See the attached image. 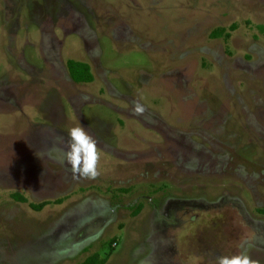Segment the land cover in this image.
Wrapping results in <instances>:
<instances>
[{"label":"rangeland","instance_id":"rangeland-1","mask_svg":"<svg viewBox=\"0 0 264 264\" xmlns=\"http://www.w3.org/2000/svg\"><path fill=\"white\" fill-rule=\"evenodd\" d=\"M76 126L94 180L65 161ZM242 243L264 264V0H0V264H215Z\"/></svg>","mask_w":264,"mask_h":264},{"label":"clouds","instance_id":"clouds-1","mask_svg":"<svg viewBox=\"0 0 264 264\" xmlns=\"http://www.w3.org/2000/svg\"><path fill=\"white\" fill-rule=\"evenodd\" d=\"M133 113L142 115L145 111L144 105L139 101H133ZM68 151L65 161L71 167L74 175L85 179L94 180L100 174V153L97 140L83 127L76 126L69 130ZM215 264H259L245 250V245H240V251L231 255H220L216 257Z\"/></svg>","mask_w":264,"mask_h":264},{"label":"trees","instance_id":"trees-1","mask_svg":"<svg viewBox=\"0 0 264 264\" xmlns=\"http://www.w3.org/2000/svg\"><path fill=\"white\" fill-rule=\"evenodd\" d=\"M231 29L235 30V26H232ZM224 32H225L224 29H218V30L214 31L211 36L213 38H217V37L224 35ZM229 36H230V34L228 33L226 35V37L228 38ZM67 67H68L70 77L74 82H76V83H91L94 81V76L91 73L90 65H88L87 63L78 62L76 60L69 59L67 61ZM12 196L15 200H17L20 203L29 204L31 209L38 211V212L42 211L48 205H51V204L59 205V204H62V202H63L62 199H58L55 201H44L41 203H29L27 198L20 195V194H13ZM142 209H143L142 205L141 204L138 205L136 207V209L134 210L133 215L137 216L138 214H140ZM113 251L114 250L112 249L111 252L105 257H102L99 254L95 253L94 255L89 256L81 264H106L108 262L110 256L112 255Z\"/></svg>","mask_w":264,"mask_h":264}]
</instances>
